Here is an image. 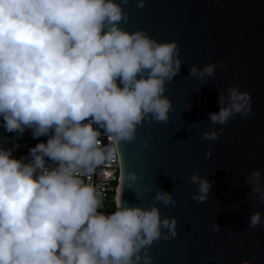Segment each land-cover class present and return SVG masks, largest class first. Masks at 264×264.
Instances as JSON below:
<instances>
[{
    "label": "clouds",
    "instance_id": "obj_1",
    "mask_svg": "<svg viewBox=\"0 0 264 264\" xmlns=\"http://www.w3.org/2000/svg\"><path fill=\"white\" fill-rule=\"evenodd\" d=\"M123 3L127 0H0L3 127L21 135L31 129L33 138L52 132L29 149L27 162L0 148V264H152L153 242L177 235L176 219H161L155 205L125 203L99 211L100 194L85 182L112 159L113 140L117 146L132 142L139 125L167 123L174 111L164 94L181 67L178 43L121 27L128 21ZM144 4L136 0L137 8ZM221 63L193 64L189 75L201 81L214 77ZM217 104L203 140L218 139L224 129L216 125L252 111L250 94L239 84L220 91ZM93 123L104 129L108 144L101 143ZM142 143L147 147L149 141ZM126 176L136 194L151 191L136 183V172ZM189 179L197 189L191 198L206 202L213 182L197 171ZM244 179L251 188L248 198L264 204L261 170ZM154 199L165 206L177 203L163 190ZM247 224L256 228L264 217L254 211ZM219 229L215 223L213 231Z\"/></svg>",
    "mask_w": 264,
    "mask_h": 264
},
{
    "label": "water",
    "instance_id": "obj_2",
    "mask_svg": "<svg viewBox=\"0 0 264 264\" xmlns=\"http://www.w3.org/2000/svg\"><path fill=\"white\" fill-rule=\"evenodd\" d=\"M122 8L128 21L121 27L143 29L158 41L175 40L182 63L166 82L164 95L174 105L169 121H145L134 141L117 146L119 206L155 205L161 219H176V237L161 238L148 249L152 264H264V224H247L254 211L264 217V204L248 198L251 188L244 179L253 169L264 174V0H145L143 8L127 0ZM217 61L222 63L214 77L201 81L189 75L191 65ZM234 84L249 92L251 113L216 125L224 129L218 139H201L212 127L208 114L219 111V92ZM51 134L33 138L31 129L22 135L8 132L0 117V148L11 149L17 159H30L29 149ZM129 171L151 191L136 194L135 184L130 187L127 180ZM193 171L213 182L206 202L191 198L197 190L189 179ZM159 190L172 193L176 205L156 201Z\"/></svg>",
    "mask_w": 264,
    "mask_h": 264
},
{
    "label": "built area",
    "instance_id": "obj_3",
    "mask_svg": "<svg viewBox=\"0 0 264 264\" xmlns=\"http://www.w3.org/2000/svg\"><path fill=\"white\" fill-rule=\"evenodd\" d=\"M93 128H97L100 132L99 139L103 145L109 143L107 136L104 133V129L99 125L93 123ZM111 147L114 149L113 157L110 161H107L104 165L96 168L95 173L89 177H86L85 182L90 183L96 187L100 194L101 209L99 211L111 212L119 206V188L122 182V165L120 162V156L115 140L111 142ZM29 159H25L27 162ZM46 162L52 163L45 159ZM52 166H55L54 163Z\"/></svg>",
    "mask_w": 264,
    "mask_h": 264
},
{
    "label": "bare ground",
    "instance_id": "obj_4",
    "mask_svg": "<svg viewBox=\"0 0 264 264\" xmlns=\"http://www.w3.org/2000/svg\"><path fill=\"white\" fill-rule=\"evenodd\" d=\"M118 198H119V195H118Z\"/></svg>",
    "mask_w": 264,
    "mask_h": 264
}]
</instances>
